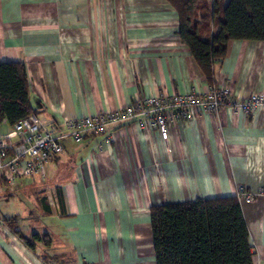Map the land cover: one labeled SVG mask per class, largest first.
<instances>
[{
	"label": "crops",
	"instance_id": "0c3cea01",
	"mask_svg": "<svg viewBox=\"0 0 264 264\" xmlns=\"http://www.w3.org/2000/svg\"><path fill=\"white\" fill-rule=\"evenodd\" d=\"M178 29L167 0H0V62L25 65L33 113L65 134L66 117L158 92H204L210 83ZM212 73L242 98L264 93V41L229 40ZM10 128L1 122L0 135ZM62 143L43 175L10 184L2 171L0 185L13 186L4 200L26 189L32 204L0 217H13L26 236L47 234L48 243L28 246L3 223L0 264H156L152 205L225 196L238 198L253 264H264V196H238L264 186V107L200 113L176 122L166 140L125 121ZM30 219L37 224L21 222Z\"/></svg>",
	"mask_w": 264,
	"mask_h": 264
},
{
	"label": "trees",
	"instance_id": "16d2710c",
	"mask_svg": "<svg viewBox=\"0 0 264 264\" xmlns=\"http://www.w3.org/2000/svg\"><path fill=\"white\" fill-rule=\"evenodd\" d=\"M167 1L178 13L179 37L209 85L215 84L212 64L225 56L229 40L264 41V0ZM215 25L217 31L202 38ZM31 113L25 65L0 62V123L12 127ZM0 219L26 245L32 247L39 240L48 243L47 234L27 237L14 230L13 217ZM150 219L156 264H253L248 229L236 196L155 204L150 207Z\"/></svg>",
	"mask_w": 264,
	"mask_h": 264
},
{
	"label": "built area",
	"instance_id": "2783aa9c",
	"mask_svg": "<svg viewBox=\"0 0 264 264\" xmlns=\"http://www.w3.org/2000/svg\"><path fill=\"white\" fill-rule=\"evenodd\" d=\"M226 106L250 114L264 107V93L255 92L242 98L231 86L216 83L209 85L204 92H158L121 108L81 118L66 117L65 134L43 128L39 117L31 113L0 135V175L6 169V180L10 184L20 176L43 175L46 163L62 153L63 137L81 141L86 135L105 133L112 125L131 121L140 128H154L166 140L170 127L176 122L191 120L203 112H218ZM255 195L264 196V186L256 194L242 190L238 192V196L247 201L252 200ZM1 224L3 222L0 219Z\"/></svg>",
	"mask_w": 264,
	"mask_h": 264
},
{
	"label": "rangeland",
	"instance_id": "374dc122",
	"mask_svg": "<svg viewBox=\"0 0 264 264\" xmlns=\"http://www.w3.org/2000/svg\"><path fill=\"white\" fill-rule=\"evenodd\" d=\"M227 1L228 0H225V2ZM12 190H13V186L0 185V216H11L16 213L21 214V212L23 211L22 210L23 206H25V204L27 205L32 204V201L30 199L32 194H29V191L26 189L23 190L22 192L13 193L11 195L12 199H8V201L4 200L5 195H7ZM12 200L14 201V203L12 202ZM21 222L25 225H27L28 223H31V224L35 223V225L37 224V222L33 221V219H30L29 221L21 220ZM24 233L27 234V237L31 236L29 234L30 233L29 229L27 231H24ZM41 236H43V234Z\"/></svg>",
	"mask_w": 264,
	"mask_h": 264
}]
</instances>
